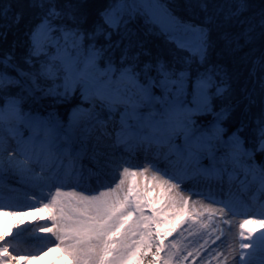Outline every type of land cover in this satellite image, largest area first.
Returning <instances> with one entry per match:
<instances>
[{
  "label": "snow or ice",
  "instance_id": "1",
  "mask_svg": "<svg viewBox=\"0 0 264 264\" xmlns=\"http://www.w3.org/2000/svg\"><path fill=\"white\" fill-rule=\"evenodd\" d=\"M246 8L245 0H239V7L233 15L241 14ZM51 11L59 15L57 9L53 8ZM13 13L15 23L19 24L22 14L14 9L11 2L0 7V19L9 18ZM100 17L102 23L95 26V33L86 32L79 24L74 23L72 26L54 24L47 18H42L32 27L30 33L31 54L35 56L47 54L49 48H54L51 61L74 63L84 56L86 65L96 64L101 52L94 43L86 45V39L99 35L106 28L118 29L121 24V17L116 15L115 9H104ZM70 19L75 21L74 16L70 15ZM163 23L169 42L177 49L190 50L185 34L192 26L170 15L164 16ZM261 25L264 26V20H261ZM195 31L200 33L201 43L196 52L200 63L203 64L208 59L206 43L208 30L197 26ZM250 31L251 29H248L243 33L245 44L252 40L248 35ZM107 34L110 36L111 32ZM240 40V35L230 36L225 33L226 49L230 52L241 50L245 44ZM139 55L135 53L133 61H137ZM126 59H128L127 52L121 57V63L123 64ZM262 61L264 54L257 58L255 64H260V67L264 68ZM151 67L150 62H145L146 70ZM136 68L135 62L120 68L117 92L122 83L129 89H134L138 99L119 101L129 105L132 111L129 112L126 108L121 112L118 126H114V131L106 132L111 140V151L100 153L106 158L102 162L97 159L96 167L89 169L87 174L81 171L44 174V167L50 158L48 135L51 130L47 122H44L43 125L39 123L29 125L32 134L27 137L22 131L18 133L17 127L12 126V121L21 119L20 113L25 98L18 93L14 94L12 88L20 81L0 73V153H7L9 161H14L17 170L27 177L31 187L39 193V195L36 192L29 193L28 199L32 203L26 205L14 203L17 198L15 195L5 198L0 193V201L7 200L6 203L0 202V208L22 209L20 212L2 213L3 215L31 216L33 221L24 224L21 220L23 226L16 228L12 235L0 232V264H22L25 261L38 259L46 250L60 251L66 264H132L133 261L137 264H156L160 259V250L151 252V247L143 248L142 245L133 248L128 235L117 227V223L124 214L130 218L133 213H140L147 201L156 197L157 193L163 194L173 204L186 205L189 197L187 193L180 191L183 188H187L196 197L191 200V204L198 217L193 218L197 219L207 214V219H202L199 228L195 230L203 233L201 242L188 249L187 254L181 258L180 264H264V200L259 202L255 211H250L247 204L231 195L218 196L212 188V181L222 180L226 168L218 167L214 160L210 166L201 164L200 152L205 148L210 149L211 142L221 140L229 146L230 155L234 159L243 155L251 161L250 165H245L246 171L251 170L253 174L259 171L264 175V163L257 164L255 161L257 153L264 154V119L257 120L259 139L252 146H249L244 136L243 114L240 116V123L234 126L227 140L223 141L226 131L224 125L233 118L240 101L236 104L229 101L219 109L212 103L210 89L215 86L214 95L217 98L230 96L236 76L229 72L226 64L222 63L209 64L197 74L194 83L196 106L185 109V113L191 117L201 111H207L213 117L211 128L197 137L187 150H178L176 145L169 149L174 159L165 157L168 160L165 165V175L169 176V179L165 180L153 171V165L156 167L161 165L158 159L148 161L146 155L142 158L144 138L138 137L129 123V117L139 119L136 110L143 103L161 99L152 92L153 87L157 86L156 77L146 73V82H142ZM155 68L156 75L160 78L159 86L164 89L165 94L171 91L172 85L182 86L186 79L191 78L190 70L182 69L177 72L169 69L163 60H158ZM106 71L116 72V68L109 64ZM252 71L255 72V67ZM41 72L53 75V64H42ZM32 79L35 83V76ZM260 89L264 94V80H261ZM240 91L246 90L241 88ZM104 98L116 111L114 105L117 101L110 97ZM243 99L248 101L244 107V111L247 112L256 100L252 98L251 92H247ZM90 112V109L74 110L70 124L78 123L85 116L90 118ZM99 123L107 129V120H100ZM190 123L194 121L189 119L187 124ZM5 124L8 125V136L16 139L15 149L9 148L8 138L3 135ZM187 124L178 125V128H183L186 139L191 133ZM41 128L45 135L40 143V151L35 152V157L37 160L43 157V162L41 172L33 174L30 162L35 151V136ZM18 152L23 154V158L16 160ZM208 155L212 160L215 154L209 150ZM3 164V159H0V167H3ZM205 185H207L206 196L203 190ZM205 200L213 202L205 204L203 203ZM36 212L43 215L41 217L33 215ZM230 214L233 216L242 214L246 217L240 221L238 235L227 227L232 224V219L228 218ZM256 217L258 219L254 220L253 218ZM183 219V216L179 217L177 225ZM250 224L258 225L259 230L256 227H248ZM165 238L161 237L162 243ZM172 243L177 249L179 248L177 241L173 240ZM149 253L152 256L151 260L146 259Z\"/></svg>",
  "mask_w": 264,
  "mask_h": 264
},
{
  "label": "rangeland",
  "instance_id": "2",
  "mask_svg": "<svg viewBox=\"0 0 264 264\" xmlns=\"http://www.w3.org/2000/svg\"><path fill=\"white\" fill-rule=\"evenodd\" d=\"M136 2L138 12L140 10L139 7L142 6L150 14L152 11H154L155 13V10H157L162 13L164 12L165 16H175L163 5L160 0H136ZM155 16L157 17L156 14ZM135 17L127 14L122 22L124 23L126 19H135ZM181 21L192 26L191 29L188 30V32L185 34V38L188 46L195 52L193 53L191 51V53L198 55L196 49L200 45L201 39L200 33L195 31V29L197 28V26L201 28L205 27L203 25H199L190 21ZM158 26L168 36L165 26L162 25L163 27H161L159 24ZM187 38L189 40H187ZM54 52V48H49L47 54H41L37 56L39 58L43 56L47 60V64H53V75H49L46 73L42 74V77L51 81L50 86L45 88L38 83L36 78L35 83H33V76H30L25 71L20 70V76L23 78V81L25 82L28 90L35 96L38 102V107L34 112H31L28 115H20L21 119L19 121L13 120L12 126L17 127L18 133L22 131L25 137L32 134V130L29 125H35L37 123L43 125L44 122H47L50 130L62 129L66 133L70 131L71 127L75 126L78 135H81V133H85L87 127H94L95 129H97L98 133H96L98 135L101 134V137L105 136V139L110 140L109 136H106V132H102L99 125L95 124L94 118H98L101 113L114 117V123L112 125V131H114V126H118V122L120 119V110L123 109L125 111L126 108L128 109V111L130 110L129 105L119 102L120 100H116L115 97L122 96L124 99H129L133 95V89H129L126 85H123L121 83L117 92L119 70L110 73L109 71H106L105 68L98 67L97 63L94 65H86L84 56H81L74 63H66L60 60L51 61L50 57L54 54ZM147 75L154 76L157 80V86L153 87L152 89L153 94L155 96L163 97L165 91L162 87L159 86L160 78L156 75V69H154V72ZM139 79L142 82H146V74H144L142 77L139 76ZM178 89L181 90L182 88L180 86L176 87L175 85H172L171 91L167 92L168 100L164 101L165 105L168 108L167 113H165V109L162 108L159 103L151 101L150 109L145 114L142 122H135L134 119L129 117V123L132 125L133 130L135 131V133H141V135L144 133L147 134L146 131H144L145 126H147V122L153 116L155 118H158L156 120V127H154L152 131H150L152 137L148 139H145L143 137L144 153L142 154V158L144 155H146L148 161L158 159L161 162V165L160 167H156L155 165H153V171H156L161 179L165 180L169 179V176L165 175V165H167L168 163V160H166L165 157L167 156L168 159H174V156L172 155V153H170L169 149L173 145H176L178 146V150H187V148L193 143V141L196 140L197 137L210 130L211 123L213 121L212 115L209 118L200 117L199 114L202 111L199 114L193 115L192 117L194 123L191 125V128L194 129V131H191L188 138L186 139L183 128H178V125L180 123L172 118L173 110L179 107L180 110L185 112V109L195 107L196 104L193 106L187 103V95L184 92L180 93L179 91H177ZM98 91L104 97H110L111 99L117 101V103H115L114 105L117 109L115 112L109 111L105 107L104 102L98 99ZM78 94L83 96V99L87 102V104L77 108H73L69 114V118L66 121L61 120L54 112V110H47L44 107V97L59 95L67 98L68 96ZM85 97H87V99ZM153 108L159 110L160 113H164V115H153ZM80 109H90V116H92V118L89 119V116H85L81 119L79 124H70L71 114L74 110ZM148 114L151 115L149 116ZM24 118H30L33 121V124H29L28 122L23 120ZM165 123H168L167 127L173 128L162 132L161 130H159V128L162 127V125ZM20 124H23L26 129L21 128ZM184 124H187V121H184ZM3 127V135L8 138L9 148L15 149L17 147L16 139L8 136L7 124H5ZM148 128L149 127H147V129ZM97 134L96 136L90 138V144L83 152L80 153V156L82 157L81 163L75 164V166L72 165L70 167H67L66 164L67 162H69V160L66 159L67 156L59 154L57 155L54 152H51L50 158L48 159V168H44V174H62L66 171H81L86 174L88 173L89 169H94L96 167L97 159L102 162L106 158V156L100 155V153H109L111 151L110 147H108L110 151H93L94 148L96 150L98 149V146H93V140H95L96 142H101L103 140L101 137H97ZM155 134L157 138H153ZM158 137L162 138L163 140H159ZM227 137L228 136L225 134L223 137V141H226ZM38 144L39 140L35 136V151L30 163H33L35 167L32 168H35L37 170H33V174L41 172L39 163L43 160V157H41L40 161L38 160V162L35 157V152L40 151V147ZM209 150L215 154L212 160L209 159ZM70 151H72V149ZM230 151L231 150L229 146L225 142H222L221 140L213 141L211 142L210 149L205 148L200 152V155L202 157L201 164L204 166H210L214 160L215 164L218 167L226 168L223 173L222 180L212 181L213 190L218 194V196L223 194L231 195L233 197L236 195V191L238 194L237 197L234 198L238 200L240 198L241 202L249 206L250 211H255L259 202L264 200V189L261 190V192H259L258 189L259 186L264 187V175H262L259 171H257L255 174H253L251 170L246 171L245 165H250L251 161H249L248 158L243 155L234 159L230 155ZM72 152H74V150ZM4 154L7 153H0V159ZM16 158H18V160L23 158V154L18 152ZM255 161L257 164L261 163V160H259L258 157V153L256 154ZM169 175H171L170 172ZM251 178L253 182L250 184ZM243 184L250 185H248L246 191L239 190L240 186L239 188L237 187L238 185ZM203 190L206 196L207 185L204 186ZM180 191L187 193L189 197L188 203L186 205L173 204L171 200L166 199L163 194L157 193L156 197L147 201L140 213H133L130 218L127 214H124L117 223V227L126 235H128L131 241V246L133 248L138 245H142L143 248L151 247V251L153 247H155L156 249L159 248L160 259L158 262H156V264H180L181 258L187 254L188 249L199 244L202 239L203 233L197 232L195 230L199 228L200 221L202 219H207V214H205L203 217L194 219L193 217H198V213L193 210L191 200L196 199V197L193 196L187 188L180 189ZM33 192H36V190L31 187L27 177L23 176L17 169H12L9 172L7 170L0 171V193H2L5 198L9 195H15L16 197L22 196V200L16 199L14 203L26 205L28 204L27 200H29L28 194ZM36 194L39 195L38 192H36ZM0 202L6 203V199ZM212 202L213 201L211 200L203 201V203L205 204ZM0 210H3L7 213H11L13 211H22V209L15 208H0ZM181 216H183L184 219L177 225V219ZM7 217L11 218L12 216L9 214L0 217V232L6 233L7 235H12V232L14 231L13 228L21 227L22 224L20 222L15 223V220H12V222L10 221V218L7 219ZM228 218L232 219V224L227 225V227L234 234L238 235V232L240 231V221L245 219L246 217H244L242 214L234 216L230 214ZM256 218L258 219V217ZM217 219L220 218L217 217ZM174 227L175 231H173ZM248 227H256V229L259 230V226H252L250 224ZM169 232H171L172 234L168 235ZM161 237H166L163 240V243L161 242ZM173 240L177 241V244L179 245L178 249L173 245ZM185 245H187V247H185ZM49 251H55L58 254V262H56L55 264L66 263L60 251L46 250V252ZM142 253L143 251H141V254ZM29 262L34 263L36 261L33 259ZM135 262L136 261H133L132 264H134ZM39 264H43V261L39 262Z\"/></svg>",
  "mask_w": 264,
  "mask_h": 264
},
{
  "label": "trees",
  "instance_id": "3",
  "mask_svg": "<svg viewBox=\"0 0 264 264\" xmlns=\"http://www.w3.org/2000/svg\"><path fill=\"white\" fill-rule=\"evenodd\" d=\"M117 0H0V7L11 2L15 10L21 12V21L15 23L14 13L9 18L0 19V73L9 75L20 81L12 88L14 94L24 97V104L20 115H28L38 107V102L29 92L20 76V70L30 76H35L38 83L45 88L51 85L49 79L42 77V64L47 60L31 54L30 33L32 27L42 18H47L54 24H67L72 26L79 24L86 32L95 33V26L102 23L100 13L112 7ZM163 5L175 16L183 21H190L203 25L207 30L208 59L201 64L198 55L187 50H180L170 43L164 31L154 22L147 11L140 6L135 19H126L118 29H107L99 35H93L86 39L88 43H94L101 55L97 60L98 67L108 69L109 64L120 70L123 66L135 62L136 71L142 77L144 74L154 72L156 62L163 60L169 69L179 71L190 70L191 78L184 81L177 90L187 95L186 102L194 103V83L197 74L206 69L209 64H226L229 72L236 76L233 80L231 95L217 98L215 86L210 89L212 103L217 109L226 105L229 101L236 104L240 101L237 112L225 123V134L228 136L234 126L240 123L243 114L245 124L244 136L252 146L259 135L257 129L258 119H264V94L261 93L260 83L264 80V68L255 64L258 57L264 54V0H245L247 8L239 15H233L239 7V0H160ZM42 5V6H41ZM57 9L59 15L51 9ZM75 17V21L70 19ZM251 29L248 35L252 40L245 44L243 33ZM111 32L109 36L107 33ZM225 33L230 36L240 35L245 47L237 52H230L225 47ZM127 52L128 59L123 64L121 57ZM135 53H139V59L133 61ZM145 62H150L152 67L145 69ZM261 63H264L262 61ZM255 67V72L252 69ZM112 73L111 71H109ZM179 87L178 85H175ZM184 87V88H183ZM244 88L246 91L241 92ZM185 89V90H183ZM247 92L252 93L256 103L245 112L244 107L248 103L243 97ZM87 102L81 95L62 97L59 95L44 97V107L54 110L57 116L66 121L73 108L86 105ZM200 117L209 118L207 111H202ZM21 128L26 129L23 124ZM259 160L264 163V154L258 153ZM159 249V248H157ZM155 247L151 252H157ZM143 255V253L141 254ZM146 259L151 260V253ZM134 264H137L135 262Z\"/></svg>",
  "mask_w": 264,
  "mask_h": 264
},
{
  "label": "bare ground",
  "instance_id": "4",
  "mask_svg": "<svg viewBox=\"0 0 264 264\" xmlns=\"http://www.w3.org/2000/svg\"><path fill=\"white\" fill-rule=\"evenodd\" d=\"M148 13V12H147ZM150 18L155 20L161 27H163L162 25H164L163 23V19H164V14L162 12H159L157 10H155V13L154 11L150 13H148ZM155 14L157 15V18L155 16ZM161 17V19H160ZM187 40H189L187 38ZM28 92L33 96L35 97L29 90ZM116 100H121V99H124L122 96H119V97H115ZM129 99H138V97L135 96V90L133 89V95L131 98ZM97 104H100V103H97ZM150 104L151 102H146V103H143L141 107H139L136 111L139 115V119H134L135 122H142L144 117H145V114L149 111L150 109ZM37 109V108H36ZM129 112L132 111L131 107L129 108ZM99 110V109H98ZM121 112H124V110H120V113ZM109 117L111 116H108L106 114H100L98 118H94V122L96 125H99L100 129L102 132H112V125L114 123V117H112V119H109ZM89 118V117H88ZM92 116H90L89 119H91ZM158 118H155L154 116L147 122V126H145V129L144 131H146L147 134H142L141 133H138L136 132L137 136L138 137H141L142 138L144 137L145 139H148V138H151V132L154 127H156V120ZM23 120H25L26 122H28L29 124H33V121L30 119V118H24ZM100 120H107L108 121V127L107 129H104L103 126L99 123ZM81 121V120H80ZM80 121L77 123L79 124ZM75 124V125H77ZM168 124V123H167ZM167 124H163L162 127L159 128V130H161L162 132L166 131V130H169V129H172L173 127H167ZM147 127H149L147 129ZM97 132V129H95L94 127L93 128H88L85 130V133H81V135H78V133L76 132V127H71L70 128V131L68 133L64 132L62 129H56V130H51L50 131V134L48 135V143H49V146H50V153L51 152H54L55 154H59V155H63V156H67L66 159L69 160V162H67L66 166L70 167L72 165L75 166V164H78V163H81V152H83L87 147L88 145L90 144V138L93 137V136H96V133ZM44 131H43V128H41L40 132L36 135V138L39 140V147H40V143H41V140L44 139ZM101 137V134L98 135L97 134V137ZM107 136V135H106ZM105 137V136H104ZM104 137H101L103 140L101 142H96L95 140H93V146H98V149L96 150L95 148L93 149V151H97V152H101L103 150L105 151H110L108 147H110V144H111V141L108 140V139H105ZM153 138H157L156 137V134L153 136ZM159 140H163L162 138L158 137ZM145 146V145H144ZM72 149V151L74 150V152L70 151ZM96 158V157H95ZM1 159H3L4 161V164H3V167H0V171H5L7 170L8 172L11 171L12 169H17L15 167V163L14 161L13 162H10L9 161V158H8V155L7 154H4ZM16 160H18V158L15 157ZM40 161V160H39ZM38 162V160H37ZM43 162V160L39 163V167H41V163ZM48 161H47V164L45 165L44 168H48ZM31 167H35L33 163H31ZM32 170H37L35 168H32ZM66 171V170H65ZM64 173V172H63ZM62 173V174H63ZM87 174V173H86ZM47 175V174H45ZM253 182L252 178L250 179V184ZM249 184H243V185H238L237 187L239 188V190H244L246 191L247 187H248ZM250 186V185H249ZM252 186V185H251ZM259 189V192H261V190L264 189V187H261L259 186L258 187ZM236 195L234 197H237V192L235 191ZM233 194V193H232ZM264 195V193H263ZM239 196V195H238ZM16 199H23L22 196H17ZM240 200V198H239ZM28 201V204H31L32 201L30 200H27ZM7 202V200H6ZM2 213H7L3 210H0V217L2 216H5L3 215ZM33 215L37 216V217H41L42 214L39 213V212H36L34 213ZM12 217H7L10 218V221H14L15 223L17 222H20L21 220H23V223L24 224H28V223H32V219H31V216H25V217H21L19 215H16V216H13L11 215ZM246 219V218H245ZM254 220L257 219V218H253ZM12 221V222H13ZM252 226H258L256 224H251ZM23 226V225H22ZM21 226V227H22ZM14 230L16 228H13ZM58 259V254L57 252L55 251H49V252H45V254H42L41 256H39L38 259H34L36 262L34 263H31L29 261H25V262H22V264H39V262L43 261V264H55ZM66 264V263H65Z\"/></svg>",
  "mask_w": 264,
  "mask_h": 264
},
{
  "label": "clouds",
  "instance_id": "5",
  "mask_svg": "<svg viewBox=\"0 0 264 264\" xmlns=\"http://www.w3.org/2000/svg\"><path fill=\"white\" fill-rule=\"evenodd\" d=\"M165 95L167 96V98H165ZM98 99H100L102 102H104L105 107L112 112H115V110L113 108L110 107L109 102L104 98L103 95H101L98 91L97 93ZM161 99L155 101L156 103H159L161 105L162 108L165 109V113H167L168 108L165 105L164 101L168 100V94H164L163 97L159 96ZM153 115H158V116H163L164 113H160L159 110L153 108L152 111ZM112 117H109V119H111ZM172 118L175 119L176 121H178L179 123H184V121H188L189 119L193 120V117H189L185 112H183L182 110L179 109V107H177L176 109L173 110V114H172ZM193 123L187 124V126L191 129V131H194V129L191 128V125Z\"/></svg>",
  "mask_w": 264,
  "mask_h": 264
},
{
  "label": "built area",
  "instance_id": "6",
  "mask_svg": "<svg viewBox=\"0 0 264 264\" xmlns=\"http://www.w3.org/2000/svg\"><path fill=\"white\" fill-rule=\"evenodd\" d=\"M113 9H115L116 15L121 17V22L127 14L134 17L138 10L135 0H119Z\"/></svg>",
  "mask_w": 264,
  "mask_h": 264
},
{
  "label": "water",
  "instance_id": "7",
  "mask_svg": "<svg viewBox=\"0 0 264 264\" xmlns=\"http://www.w3.org/2000/svg\"><path fill=\"white\" fill-rule=\"evenodd\" d=\"M189 49H190V52L192 51L193 53H195L193 50H191V48L189 47Z\"/></svg>",
  "mask_w": 264,
  "mask_h": 264
}]
</instances>
